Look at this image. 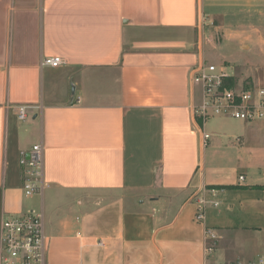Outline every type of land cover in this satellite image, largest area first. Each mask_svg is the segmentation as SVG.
I'll list each match as a JSON object with an SVG mask.
<instances>
[{
	"label": "crops",
	"instance_id": "obj_1",
	"mask_svg": "<svg viewBox=\"0 0 264 264\" xmlns=\"http://www.w3.org/2000/svg\"><path fill=\"white\" fill-rule=\"evenodd\" d=\"M254 1L0 0V228L42 212L46 264H208V228L222 260L264 254V127L194 114L193 69L264 64ZM35 145L45 188L27 197Z\"/></svg>",
	"mask_w": 264,
	"mask_h": 264
},
{
	"label": "built area",
	"instance_id": "obj_2",
	"mask_svg": "<svg viewBox=\"0 0 264 264\" xmlns=\"http://www.w3.org/2000/svg\"><path fill=\"white\" fill-rule=\"evenodd\" d=\"M64 63L59 57L44 59L43 64L57 68ZM230 74L224 68L213 64H203L193 69V81L203 87V102L194 111L195 117L207 123L215 117L241 120L246 123H260L264 127V87L240 86L229 88ZM18 117H26V107H18ZM207 143L210 136L203 134ZM23 168V192L29 197L42 194L45 188L43 179L44 148L35 145L30 158L21 160ZM241 180L244 178L241 177ZM198 221L203 220V209L196 214ZM219 235L211 228L205 231V256L208 264H264V255L253 261L236 260L226 262L217 258L214 253ZM46 241L44 217L42 212L28 210L26 213L4 217L0 228L1 264H46Z\"/></svg>",
	"mask_w": 264,
	"mask_h": 264
},
{
	"label": "rangeland",
	"instance_id": "obj_3",
	"mask_svg": "<svg viewBox=\"0 0 264 264\" xmlns=\"http://www.w3.org/2000/svg\"><path fill=\"white\" fill-rule=\"evenodd\" d=\"M251 6H253V8H251L249 10V12H247L248 10L246 9V12H247V14L255 15L256 13H259V12H261V10L264 9V2L256 0L253 2V4H251ZM226 10L229 11L230 9L226 8ZM237 19L241 20V18H237ZM253 20H255V22L260 21L257 18H254ZM222 36H224V34L223 35L218 34L216 36V39L217 40L219 39V41L221 43L223 42ZM211 60H212V62L208 61L209 62L208 64L216 65L219 69L224 68V67L228 68V66L231 65L230 63L225 62L224 65L220 66V65H218L217 62H214L215 61L214 58ZM234 67H235V69H234ZM224 70L227 73H229V70H227L225 68H224ZM230 75H232V76H230V79H228L227 83H229V81H230V82H232L233 85L229 86V88L240 87L241 85L246 86V87L253 86V85L264 87V64H256V65L247 64V65H241V66L240 65L236 66L234 64L233 65V74H230ZM209 153H210V150H207L206 151V157H205L206 161H207V158L209 156ZM246 159L248 161H250L251 163H254L253 161L255 160V159L252 160V158H250V157H246ZM253 238H261V240L264 242V235L261 236V235L257 234V235H254ZM229 243L230 242L225 241L223 243V245L225 244L223 249H230ZM218 245H219V239H218L217 243H215L212 246V247H214L213 255H215L217 258H219L218 257ZM262 255H264V254H262ZM220 260H222V259H220ZM222 261H225V260H222ZM226 262H229V261H226ZM247 262H249V261H247Z\"/></svg>",
	"mask_w": 264,
	"mask_h": 264
},
{
	"label": "trees",
	"instance_id": "obj_4",
	"mask_svg": "<svg viewBox=\"0 0 264 264\" xmlns=\"http://www.w3.org/2000/svg\"><path fill=\"white\" fill-rule=\"evenodd\" d=\"M232 85H233V84H232V82H230V81H229V83H228V85H227V86H232Z\"/></svg>",
	"mask_w": 264,
	"mask_h": 264
}]
</instances>
